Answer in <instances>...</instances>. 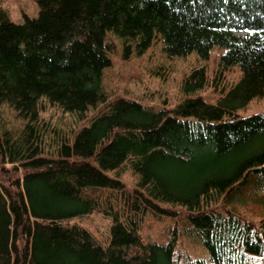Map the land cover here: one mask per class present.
<instances>
[{
	"label": "trees",
	"instance_id": "obj_1",
	"mask_svg": "<svg viewBox=\"0 0 264 264\" xmlns=\"http://www.w3.org/2000/svg\"><path fill=\"white\" fill-rule=\"evenodd\" d=\"M35 2L20 23L0 8V107L20 122L0 116V264H264V218L230 206L264 196V109L240 112L264 93V0ZM111 37L124 59L155 39L169 57L216 48L240 77L214 102L197 95L202 65L173 107L110 99ZM41 100L91 115L65 131ZM93 211L111 218L106 242L70 223Z\"/></svg>",
	"mask_w": 264,
	"mask_h": 264
},
{
	"label": "rangeland",
	"instance_id": "obj_2",
	"mask_svg": "<svg viewBox=\"0 0 264 264\" xmlns=\"http://www.w3.org/2000/svg\"><path fill=\"white\" fill-rule=\"evenodd\" d=\"M0 8L7 13L9 19L14 23L22 22L24 16L35 17L38 13L35 0H0ZM110 40L114 43L111 54L112 63L110 67L105 69L102 77L104 88L110 99L122 96L138 100L143 104L173 107L185 97L180 87L182 79L191 69L202 65L207 72L208 84L197 95L204 96L208 101L214 102L221 92L226 91L240 77L237 68H231L227 71L218 69L221 51L219 53L216 48L211 51L207 59H200L195 53L183 57H169L162 50L160 41L155 39L144 53L136 54L133 52L129 58L124 59L119 42L112 37ZM263 109L264 93L261 97L251 100L240 112L246 116ZM40 110L42 119L51 125L61 127L65 131L71 126L75 128L82 126L91 115L89 112L85 120L79 121L46 100H41ZM0 116L8 127L20 125L14 114L4 105L0 107ZM121 178L129 185H132L136 180L135 176L127 169L122 173ZM262 197H247L245 200H239L235 205L230 206H233L247 219L258 222L264 218V196ZM72 222L87 229L97 240L106 242L111 223L109 216L105 217L101 213L93 211L70 221V223ZM141 233L148 238L149 236L154 238L159 233V225L147 219ZM179 247L181 250L185 248ZM195 252L197 249L193 248L192 253Z\"/></svg>",
	"mask_w": 264,
	"mask_h": 264
}]
</instances>
